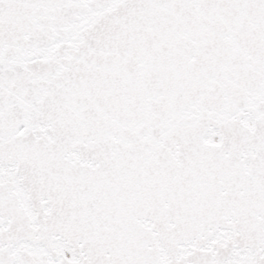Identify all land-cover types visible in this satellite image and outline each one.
<instances>
[{"label":"snow or ice","instance_id":"snow-or-ice-1","mask_svg":"<svg viewBox=\"0 0 264 264\" xmlns=\"http://www.w3.org/2000/svg\"><path fill=\"white\" fill-rule=\"evenodd\" d=\"M0 264H264V0H0Z\"/></svg>","mask_w":264,"mask_h":264}]
</instances>
